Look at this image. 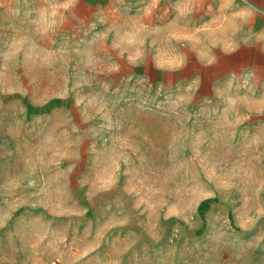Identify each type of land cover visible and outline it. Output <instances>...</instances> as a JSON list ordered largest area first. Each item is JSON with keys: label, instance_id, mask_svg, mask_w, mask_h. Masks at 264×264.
<instances>
[{"label": "rangeland", "instance_id": "1", "mask_svg": "<svg viewBox=\"0 0 264 264\" xmlns=\"http://www.w3.org/2000/svg\"><path fill=\"white\" fill-rule=\"evenodd\" d=\"M217 1L264 0L0 1V264H264V102L207 62Z\"/></svg>", "mask_w": 264, "mask_h": 264}, {"label": "crops", "instance_id": "2", "mask_svg": "<svg viewBox=\"0 0 264 264\" xmlns=\"http://www.w3.org/2000/svg\"><path fill=\"white\" fill-rule=\"evenodd\" d=\"M217 3L219 8L217 18L205 17L203 20L234 22V38L223 39L221 47L217 50L213 48L212 52H209L212 57L207 62L211 64L212 70H246L252 79L250 88L258 93L259 100L264 102V1H217ZM1 23L0 12V26Z\"/></svg>", "mask_w": 264, "mask_h": 264}, {"label": "built area", "instance_id": "3", "mask_svg": "<svg viewBox=\"0 0 264 264\" xmlns=\"http://www.w3.org/2000/svg\"><path fill=\"white\" fill-rule=\"evenodd\" d=\"M54 264H57V263H54Z\"/></svg>", "mask_w": 264, "mask_h": 264}]
</instances>
